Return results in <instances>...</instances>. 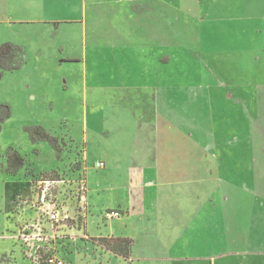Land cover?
I'll return each instance as SVG.
<instances>
[{"label":"crops","instance_id":"0c3cea01","mask_svg":"<svg viewBox=\"0 0 264 264\" xmlns=\"http://www.w3.org/2000/svg\"><path fill=\"white\" fill-rule=\"evenodd\" d=\"M235 1L0 0V26L53 25L57 30L62 26L75 27L81 31L83 47L87 35L94 34L95 29H101L102 34L112 32L126 37L134 34L141 44L153 41L165 49L172 46L173 50V45L178 42H186L187 48L189 43L200 46L198 49L190 47L197 54L191 58L193 61L188 57L185 66L196 67L197 75L191 78L194 81L192 88L200 90L208 96L211 105L219 107L215 108L217 116L225 115L221 112L229 109V125L219 123L218 128L227 133L229 144L224 142L226 134L219 137L223 140L219 142L216 138L205 139L208 130L205 121L199 123L192 116L187 118L189 108L135 106L132 113L137 116L139 134L129 139L132 143L124 145L135 149L128 150L125 157V163L129 165L123 168L127 173L124 172V182L117 188L118 199L104 209L121 213L117 229L108 227L112 220L106 221L102 217L106 230L98 229L97 234H88L86 190L85 208L80 212L83 228L78 233L91 240L131 239L129 258L124 259L127 264H264V113L261 114L264 108L260 107L259 101L264 99V90L259 91L261 87L264 89L261 85L264 84V64L262 61L257 66H263V72L259 73H263L261 79L233 75L220 80L215 74L216 58L211 52L203 53L201 47L202 41H208L209 35L216 34L215 23L222 21L217 15L218 5L224 2L222 10L241 15L229 33L235 38L233 42L231 40L234 56L246 55L252 64H258L260 56L264 59V0H241L242 4ZM147 15L151 16L153 24L142 31L137 25L132 27L135 20L140 26L142 17ZM123 19L129 29L115 32L113 28ZM95 23L100 27H95ZM5 43L0 42V51L8 45ZM21 47L24 49L23 45ZM139 47V51L142 50V45ZM65 58L64 62L83 60ZM153 59L155 66L161 69L184 63L173 58L171 53L154 55ZM23 66L4 73H15ZM180 76L182 78L178 80L169 77L171 80L162 81L169 84L181 81L190 86L189 71L186 78L181 72ZM223 84L228 88L226 91L219 88ZM256 84L260 88L255 87ZM174 94L180 97L176 92ZM154 98L157 100L155 95L153 101ZM153 115H167L170 125L159 133L158 126H153ZM175 120L180 125L173 126ZM211 121L214 130V120ZM219 143L229 145V151L220 148ZM160 147L165 150L160 151ZM33 176L38 175H32L30 179ZM79 245L76 254L81 253L83 246L86 253L98 249L112 254L91 241Z\"/></svg>","mask_w":264,"mask_h":264},{"label":"rangeland","instance_id":"374dc122","mask_svg":"<svg viewBox=\"0 0 264 264\" xmlns=\"http://www.w3.org/2000/svg\"><path fill=\"white\" fill-rule=\"evenodd\" d=\"M235 2L242 4L241 0ZM220 3L217 15L222 17V21L215 23L218 27L216 34L209 35L211 39L208 41H202L203 53L211 52L216 58L215 74L220 80L233 75L261 79L263 73H259L263 72V66H257L262 61L264 64L263 56L259 57L258 64H252L251 58H246V55L240 58L234 56L231 40L233 42L235 38L229 33L236 18L241 15L232 10H222L224 2ZM151 19L149 15L143 16L140 26L135 20L132 27L145 30L150 23L153 24ZM121 21L117 29L113 28L115 32L129 29L125 25L126 20ZM96 26L100 27V24L95 23ZM80 38L81 31L75 27L62 26L57 30L53 25L0 26V42L23 45L27 56L21 70L15 73H2L0 70V105L10 108V117L0 124V264H35L34 253L41 243L36 239L25 242L19 234L37 216L29 210L14 209L11 204L15 195L28 186L26 183L32 175L69 179L67 176L78 174L77 178L85 179L88 190V234L95 235L98 229L104 231L107 226L114 230L119 227V219H113L106 226L101 214L105 207L114 205V200L118 199L117 188L124 182V172L127 173L123 168L129 165L125 163V157L128 150L135 149L124 147L132 143L129 139L139 134L135 121L137 116L132 113L135 106L189 108L187 118L192 116L199 123L205 121L208 128L205 139L216 138L219 142V137L226 134L224 142L229 144L227 133L218 129L219 123L229 125V109L221 112L225 115L217 116L215 108L218 106L211 105L208 96L192 88L194 81L191 78L197 75L196 67L185 66L188 57L191 59L197 54L190 47L198 49L199 44L194 46L189 43V49L186 42H178L173 45V50L172 46L165 49L153 41L141 44L134 34L128 37L112 32L102 34L101 29L87 35L85 47ZM139 45H142L140 51ZM163 53H171L173 58L184 63L161 69L155 66L153 57ZM65 57L83 60L64 62ZM187 70L191 76L190 86L181 81L170 84L162 81L171 80L169 77L178 80L182 78L180 72L186 78ZM258 86L256 84L255 87ZM221 87L224 91L228 89L224 84ZM261 90L264 89L261 87ZM175 92L180 97L175 96ZM153 95L157 100L154 98L153 101ZM216 100L219 101L218 98ZM259 101L260 107L264 108V99ZM226 106L229 108V104ZM212 119L214 130L211 129ZM174 122L173 126L180 125L176 120ZM167 125H170L167 115H153V126H158L159 133ZM32 126H41L55 137L60 151L56 152L44 141L32 143L24 131L25 127ZM220 144V148L229 151V145ZM98 162H103L105 167L95 168ZM26 232L29 235L37 233L33 228ZM81 234L78 233L79 238L73 242L66 241V236L62 242L54 241L55 253L70 264H127L124 259L98 249L94 253L91 250L86 253L84 246L81 253L76 254L80 243L91 241L81 237Z\"/></svg>","mask_w":264,"mask_h":264},{"label":"built area","instance_id":"2783aa9c","mask_svg":"<svg viewBox=\"0 0 264 264\" xmlns=\"http://www.w3.org/2000/svg\"><path fill=\"white\" fill-rule=\"evenodd\" d=\"M95 168H104V163H96ZM77 175L67 176L69 179L33 176L27 182L28 186L12 200L14 209L29 210L37 216L19 234L25 242L36 239L41 243L34 253L35 264H70L55 253L52 243L63 240L64 236L67 237L66 241L73 242L78 239V232L83 228L80 212L85 208L86 184L85 179L77 178ZM102 217L111 221L120 218L121 213L106 210ZM30 228L37 233L27 234Z\"/></svg>","mask_w":264,"mask_h":264},{"label":"trees","instance_id":"16d2710c","mask_svg":"<svg viewBox=\"0 0 264 264\" xmlns=\"http://www.w3.org/2000/svg\"><path fill=\"white\" fill-rule=\"evenodd\" d=\"M26 63V53L21 46L8 44L0 52V70L12 72L21 68ZM10 117V109L6 105H0V123H3ZM24 131L28 134L32 143L44 141L49 143L56 152L60 151V146L55 137L50 136L41 126L25 127ZM93 243L111 252L113 255L127 260L130 255L132 240L127 238H98L92 239Z\"/></svg>","mask_w":264,"mask_h":264},{"label":"flooded vegetation","instance_id":"af4514ba","mask_svg":"<svg viewBox=\"0 0 264 264\" xmlns=\"http://www.w3.org/2000/svg\"><path fill=\"white\" fill-rule=\"evenodd\" d=\"M5 47H6V46H5ZM5 47H4V48H5ZM4 48H3V49H4ZM3 49H2V50H3ZM2 50H1V51H2ZM1 51H0V52H1ZM2 73H3V72H2ZM1 105H4V104H1ZM6 106H7V105H6ZM9 109H10V108H9ZM4 122H5V121H4ZM4 122H3V123H4ZM0 124H2V123H0ZM1 258H2V257H0V259H1Z\"/></svg>","mask_w":264,"mask_h":264}]
</instances>
